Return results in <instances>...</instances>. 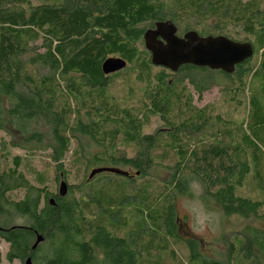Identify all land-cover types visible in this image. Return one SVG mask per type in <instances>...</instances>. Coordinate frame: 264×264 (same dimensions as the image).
Segmentation results:
<instances>
[{
  "label": "trees",
  "instance_id": "16d2710c",
  "mask_svg": "<svg viewBox=\"0 0 264 264\" xmlns=\"http://www.w3.org/2000/svg\"><path fill=\"white\" fill-rule=\"evenodd\" d=\"M165 22L179 37L249 42L254 56L232 74L155 66L145 35ZM109 58L126 68L106 75ZM214 88L224 112L194 104ZM153 118L162 126L146 134ZM2 132L10 264H264V200L252 194L264 188V0H0ZM194 183L209 211L246 222L213 255L182 235L177 201Z\"/></svg>",
  "mask_w": 264,
  "mask_h": 264
},
{
  "label": "water",
  "instance_id": "95a60500",
  "mask_svg": "<svg viewBox=\"0 0 264 264\" xmlns=\"http://www.w3.org/2000/svg\"><path fill=\"white\" fill-rule=\"evenodd\" d=\"M177 33L178 29L172 22L160 23L156 30L146 33V48L151 52L155 66L177 72L184 65H193L232 74L237 65L254 56L253 45L249 42H236L224 36L201 37L196 31L188 32L183 37H179ZM126 65L123 59L109 58L102 69L106 75H110L125 69ZM102 171L104 170L93 171L91 178ZM67 191V184L62 182L60 194L65 196ZM42 241L43 238L39 236L34 249ZM26 264H31V259Z\"/></svg>",
  "mask_w": 264,
  "mask_h": 264
},
{
  "label": "rangeland",
  "instance_id": "374dc122",
  "mask_svg": "<svg viewBox=\"0 0 264 264\" xmlns=\"http://www.w3.org/2000/svg\"><path fill=\"white\" fill-rule=\"evenodd\" d=\"M255 89V88H254ZM253 89V90H254ZM121 93V92H120ZM125 96L121 94L120 97ZM221 91L218 88H214L210 92L205 93L202 98H199L195 94L194 104L199 107H205L211 105L216 107L218 111L224 112L227 110L226 107L222 105L221 102ZM132 103V102H131ZM246 111L243 110L239 112H234L231 116L233 119H240L245 117ZM162 126V122L159 118H153L150 126L145 129L146 134L154 133L158 128ZM6 141L9 142V136L2 132L0 133V142ZM9 152L12 156L25 155L24 151L8 147ZM128 155H132V150H127ZM264 154V150H263ZM33 165L40 171L49 167V162L47 158L43 156H37L32 159ZM10 161L4 166L10 165ZM263 181H264V159L262 165ZM53 173H51V178H53ZM82 179L81 175L75 174L72 178L69 179L70 184H75ZM253 193L255 197L264 200V188L260 184H253ZM55 186L52 188V191H55ZM59 189V186H58ZM202 189L201 186L197 183L193 184V197H182L177 201V211L180 217V222L182 223V235L184 237H194L198 239L202 245V249L205 253L213 255L216 250L223 251L225 250V239L230 237V234L236 232H242L246 226V222L242 220H237L234 218H226L222 215L220 211H209L207 207L201 201ZM261 226H264V223H257ZM8 252V245L0 242V264H10L6 259V254ZM13 264H20V262L15 261Z\"/></svg>",
  "mask_w": 264,
  "mask_h": 264
}]
</instances>
